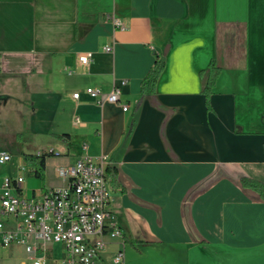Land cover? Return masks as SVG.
Returning a JSON list of instances; mask_svg holds the SVG:
<instances>
[{
  "label": "crops",
  "instance_id": "0c3cea01",
  "mask_svg": "<svg viewBox=\"0 0 264 264\" xmlns=\"http://www.w3.org/2000/svg\"><path fill=\"white\" fill-rule=\"evenodd\" d=\"M160 56L156 90L142 95ZM213 60L221 73L208 107ZM13 62L35 78L47 72L48 134L69 135L38 153L58 154L44 184L25 177L23 195L66 186L57 169L82 157L109 159L108 208L122 236L96 264L120 251L123 264H264V201L240 181L264 183V0H0V63ZM122 81L120 104L85 93Z\"/></svg>",
  "mask_w": 264,
  "mask_h": 264
},
{
  "label": "built area",
  "instance_id": "2783aa9c",
  "mask_svg": "<svg viewBox=\"0 0 264 264\" xmlns=\"http://www.w3.org/2000/svg\"><path fill=\"white\" fill-rule=\"evenodd\" d=\"M107 18L116 29L125 28L115 16ZM112 50L111 46L104 47L105 52ZM92 57L87 53L78 60L88 65ZM124 85L126 81L114 85L108 93L96 88H87L85 93L99 104H120ZM72 96L80 99L79 92ZM122 108L125 112L129 109L125 104ZM79 121L75 118L76 123ZM11 159L8 152L0 151V165L8 164ZM108 164L106 155L82 157L71 167L57 169L59 177L67 181L66 186L46 189L32 198L23 195L25 176L4 177L0 188V246H21L30 264H96L106 248L107 239L122 236L108 208L111 199L106 178ZM21 170L30 173L25 167ZM56 244L63 247V255L57 260L53 257ZM124 258L120 251L114 263L123 264Z\"/></svg>",
  "mask_w": 264,
  "mask_h": 264
},
{
  "label": "rangeland",
  "instance_id": "374dc122",
  "mask_svg": "<svg viewBox=\"0 0 264 264\" xmlns=\"http://www.w3.org/2000/svg\"><path fill=\"white\" fill-rule=\"evenodd\" d=\"M46 73L35 78L32 68L24 62H13L8 66L0 63V82L9 83L5 85L8 89L2 87L0 93L7 91L11 94L8 99H0V151L5 150L12 157L8 164L0 165V185L4 176L23 175L35 180L21 170L22 167L31 170L25 155H36L46 149L50 142L56 143L51 134H48L56 131H53L55 121L48 113L53 108L54 101L49 98L51 78ZM62 255V245L56 244L54 259L57 260ZM115 256L110 257L105 264H115ZM0 264L30 263L21 246H0Z\"/></svg>",
  "mask_w": 264,
  "mask_h": 264
},
{
  "label": "trees",
  "instance_id": "16d2710c",
  "mask_svg": "<svg viewBox=\"0 0 264 264\" xmlns=\"http://www.w3.org/2000/svg\"><path fill=\"white\" fill-rule=\"evenodd\" d=\"M165 69V57H158L154 63V65L151 67V69L148 71L147 75L141 82V94L142 95H149L155 92L156 86L158 83V80L162 74V72ZM205 72L202 73V75ZM221 73V67L217 60H213L207 70V81L203 88V93L205 94L207 98V105H209V97L212 94V90L215 87L216 81L219 78V75ZM53 138L66 140L69 138V135L66 134H51ZM52 152H44L41 154L36 155H25V159L29 163V166L31 168L29 175L33 176L37 179H40L42 183H45V170H46V159L47 157L52 156ZM112 169L107 167L106 168V178L107 181L112 182L114 180V174L111 175ZM241 185L244 188L251 189L255 191L264 201V183L252 178L243 177L241 178Z\"/></svg>",
  "mask_w": 264,
  "mask_h": 264
}]
</instances>
